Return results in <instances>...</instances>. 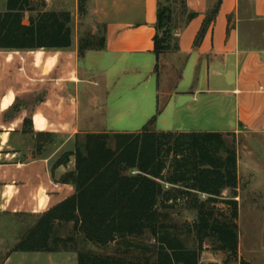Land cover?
Masks as SVG:
<instances>
[{"label":"crops","instance_id":"1","mask_svg":"<svg viewBox=\"0 0 264 264\" xmlns=\"http://www.w3.org/2000/svg\"><path fill=\"white\" fill-rule=\"evenodd\" d=\"M31 1L34 10L25 13V23L39 10L70 12L72 44L0 50V155L13 159L0 164V215L35 216L70 196L73 186L58 179L73 169V160L53 172L51 166L71 149L77 133L117 132L107 127L111 113L138 117L134 129L123 132L139 131L154 118L155 131H217L264 139V37L245 27L264 22V0H185L196 15L176 30L178 51L159 59L153 37L158 3L164 0H85L84 14L78 13V0ZM218 1L214 19L195 46L207 13ZM5 4L0 0V12ZM88 31L104 34V48L79 56L78 39ZM124 76L135 83L133 91L119 104L107 103L105 92ZM25 118L31 119L34 132H50L59 144L45 145L30 158L33 148L21 147ZM241 164L237 154V185ZM59 261L77 264V250L23 252L0 245V264Z\"/></svg>","mask_w":264,"mask_h":264},{"label":"trees","instance_id":"2","mask_svg":"<svg viewBox=\"0 0 264 264\" xmlns=\"http://www.w3.org/2000/svg\"><path fill=\"white\" fill-rule=\"evenodd\" d=\"M176 1L158 3L153 37L158 59L163 53L178 51L176 30L196 15L188 11L185 0H179L181 11L175 14L172 4ZM84 3L78 0L79 14L85 12ZM219 4L207 13L195 46ZM33 10L31 0H6L0 12V50L69 48L73 37L70 12L39 10L25 23V13ZM179 17L183 19L179 21ZM104 43L103 33L88 31L78 39V55L88 49H102ZM155 68L157 71L158 63ZM153 120L135 132L77 133L74 149L62 152L51 166L53 172L74 157V168L58 179L72 185L73 193L39 214L12 250H65L58 244L65 241L51 236L55 224L72 222L77 234L99 246L148 231L154 241L149 264H201L206 241L212 252L224 255L222 264H249L238 253L237 152L235 144L225 139L230 133L155 131L151 129ZM22 126L38 141L43 138L34 147V155L40 154L52 133L34 132L30 118H25ZM226 189L231 194L223 196ZM177 207L195 214L184 226L193 235V246L186 244L174 226L160 223L162 211ZM73 249L77 250V264H148L146 260Z\"/></svg>","mask_w":264,"mask_h":264},{"label":"rangeland","instance_id":"3","mask_svg":"<svg viewBox=\"0 0 264 264\" xmlns=\"http://www.w3.org/2000/svg\"><path fill=\"white\" fill-rule=\"evenodd\" d=\"M173 11L178 14L181 11V5L179 0L172 4ZM183 18L179 17L181 21ZM255 37H264V22L255 21L250 22L245 26ZM100 34V33H99ZM161 68V63H158V71ZM175 76V75H173ZM115 86H112L108 92H105L107 103L117 104L119 101L127 100L129 97L128 93L132 92V87L135 83L132 82L129 76L122 77L116 82ZM151 90L155 89V80H151ZM98 86L96 87V89ZM119 104V103H118ZM107 127L117 132H123V130L134 129V124L138 121L136 116H115L111 113L107 118ZM24 132V129L22 127ZM26 133V137L21 143L23 150L28 151L33 148V152L30 158L34 155V147L36 142L39 141L30 132ZM227 143H234L237 154L242 159L241 164V177L239 184L235 188L236 197L239 205V219L238 225L240 230L239 244H240V257L248 261L249 264H264V139L259 140L255 137L247 136H236L234 133L225 134ZM13 137V141H14ZM81 139V137H79ZM1 141V138H0ZM74 142L70 150L74 149ZM59 144V138L53 137L45 145L54 146ZM113 146V144L111 145ZM51 148V149H52ZM67 151V150H64ZM62 151V152H64ZM61 152V153H62ZM60 153V154H61ZM59 154V155H60ZM251 155V156H250ZM247 156L251 158L247 159ZM259 156V157H257ZM246 157V158H245ZM262 163H258L259 161ZM71 164L74 168V157ZM13 159L8 155H0V164L12 163ZM4 188L0 185V199L1 192ZM13 188L11 189V193ZM231 194V190L226 189L222 192L223 196ZM203 197V196H202ZM29 216L26 214L12 215L10 213L0 215V245L5 244L10 249L24 236V234L34 226L37 221V217ZM195 214L192 210H185L182 208H175L164 210L160 214V223L167 226H174L178 231L182 233V237L187 245H195L193 235L187 232L184 228L186 223H190L194 219ZM51 238H57L65 241L64 245L62 242L58 243L59 246H65L66 248H76L81 250H89L93 253L104 255H116L127 259H138L140 261H147L148 264L153 259V247L154 241L148 231L144 232L140 236L127 237L123 240L110 243L106 246L96 245L83 238L81 234H77L73 229L72 222H59L55 224ZM53 241V240H52ZM204 247H207L203 252L204 255L201 257V264H208L209 259H215L218 264H222L224 255L220 252L214 253L211 251L210 244L206 241ZM202 252V253H203ZM201 253V256H202ZM17 252L15 255H19ZM211 254H216L217 257L211 258ZM215 255V256H216ZM3 256V255H2ZM60 257V256H59ZM57 264H70L68 262L63 263L59 261ZM75 264V263H72Z\"/></svg>","mask_w":264,"mask_h":264},{"label":"bare ground","instance_id":"4","mask_svg":"<svg viewBox=\"0 0 264 264\" xmlns=\"http://www.w3.org/2000/svg\"><path fill=\"white\" fill-rule=\"evenodd\" d=\"M38 123V122H37ZM6 137V136H5ZM6 139V138H5ZM4 197H6L4 194H3Z\"/></svg>","mask_w":264,"mask_h":264}]
</instances>
